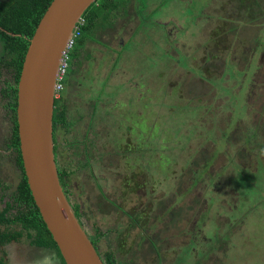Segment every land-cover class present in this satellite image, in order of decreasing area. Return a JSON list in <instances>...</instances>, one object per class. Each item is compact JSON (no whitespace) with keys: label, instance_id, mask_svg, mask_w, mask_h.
Masks as SVG:
<instances>
[{"label":"flooded vegetation","instance_id":"1","mask_svg":"<svg viewBox=\"0 0 264 264\" xmlns=\"http://www.w3.org/2000/svg\"><path fill=\"white\" fill-rule=\"evenodd\" d=\"M13 2L16 0H0V18L3 16L7 19V10L11 9ZM233 2L235 6L231 7V13L226 14V18L221 19L218 24L215 21L210 26L209 40L198 52L191 50L187 41L180 40L178 42V46L184 47L182 49L187 52L184 61L187 62L185 60L187 57L197 64L195 67L190 64L193 69H190L189 66L187 68L182 66L181 72L176 78L179 79L176 83H179L182 97L192 98L193 101L204 103V105L211 104V110L217 114V117L220 114L218 107L229 101L231 96V92L230 94L225 93L223 102L222 94L219 93L214 82L221 76H223V81L219 86L228 85L237 92L242 87L247 91L246 98L250 112L253 102L257 106L260 104V108L264 105V0H233ZM114 18L116 17L113 16L111 24L107 26L108 30L114 28V22L116 23L118 20L116 18L113 21ZM100 30H98L95 40L102 39L104 41L103 38H97ZM123 37L122 35L119 37L118 48L123 43ZM105 38L110 45L111 35L107 34ZM95 40L90 41L86 46L85 50L89 51L83 50L81 54L83 58H85L84 52L87 56L94 52L96 55L93 58L102 56L100 47L93 46ZM8 52L0 39V122H3L4 127L0 129V143L7 140L4 148L0 149L1 155L5 157L3 163H0V171L4 177L0 176V264H65V259L61 257L56 248L33 243L29 229L18 218L24 204L20 205V202L16 200V193H18L19 183L24 179L26 170L21 145L18 147L13 144L16 126L13 98L16 96L15 90L19 83L17 82L15 64ZM112 52L108 49V57L111 60L108 61L110 69L114 60ZM178 53L173 56V69L179 67V60L174 58L175 55L178 56ZM230 65L242 72L240 78L226 72ZM71 68L75 69L74 65ZM76 74L68 71L65 88L60 97L61 109L65 111V118L70 122H59L56 127L54 125L57 165L64 191L89 236L92 235L97 239L94 244L105 262V252L109 245H116L119 238H128L127 234L129 233H138L137 240L129 247L126 246L130 242L128 244L120 243L123 247L122 252L113 246V250L117 254L115 256L117 263L162 264L167 257L162 253L164 250L162 244L168 245L173 238L176 239V233L172 232V229L175 228L173 227L175 219L168 220L167 223H170L168 229L171 230V233L169 238L162 237V239L158 235L159 224L147 223V206L149 205L151 213L155 203L158 202L153 191L159 183L162 189L163 182L166 183L165 186H168L167 180L172 178V174L170 178L162 180L157 172L148 170L147 158L150 156L157 160L158 155V160L164 161L170 171L171 168H176V160H172L174 159L172 151L176 152V149L171 148L163 155L158 154V151L162 150H158L157 147L147 151V134L142 128L144 127L143 120L140 119L138 122L133 119L132 122L124 123L121 131L118 127L115 131L113 115L107 113L108 116H112L111 120L107 121L102 111H98L97 105L95 107L91 105L88 101L90 93L87 94L88 89H84L82 83L77 82L74 77ZM241 81L243 82L242 86ZM172 85L170 84V87ZM100 105L103 106V110L104 106L106 109L109 107L108 102H103ZM109 111L112 109L110 108ZM260 111L258 108V114ZM224 121H226L224 124L221 125V122L219 124L221 130L229 121V114L224 117ZM251 127L252 130L246 131L245 135L243 134L244 136L240 138L245 137L244 140L247 143L251 139L258 141L261 137L258 136L259 134L264 139V131H258L256 125L253 126V121H251ZM221 130L213 131L212 136L218 137ZM232 137L238 139L230 131L228 138ZM243 138L238 141L240 142ZM215 140L219 142V139ZM234 144L237 145V141ZM239 145L241 146V144ZM209 146L205 142L198 147V151L208 150L211 156L210 148L213 146L210 148ZM260 147L264 153V144ZM249 153L251 151L247 150V146H243L240 151L233 154L248 155ZM221 155H225L227 158L231 157L226 152ZM249 157L252 156L245 158L242 156L237 159L242 161ZM212 165L214 166V164ZM5 168L10 172L5 171ZM175 181L172 178L169 184ZM218 181H214V183H219ZM150 186L153 188H150L149 192L151 193H148ZM190 212L188 208L186 218ZM173 213L174 211L171 212V214ZM161 214L162 212L157 217L163 220L165 216L161 217ZM169 217L177 218L178 214ZM185 222L186 220L183 223ZM103 225H107V227L104 228ZM196 232L197 229L194 230L192 226L184 232L185 235L183 233L184 237L189 238L187 244L195 241ZM174 243V250L185 245L176 240ZM23 244L37 250V254H31L28 249L20 256L18 247ZM124 248L127 249L126 252H123ZM132 249H135L137 253L135 251L127 257ZM47 253L51 259H47Z\"/></svg>","mask_w":264,"mask_h":264},{"label":"rangeland","instance_id":"2","mask_svg":"<svg viewBox=\"0 0 264 264\" xmlns=\"http://www.w3.org/2000/svg\"><path fill=\"white\" fill-rule=\"evenodd\" d=\"M212 2H214L213 5ZM223 2V0H134V10L136 9L135 13L139 15L137 21L134 19V23L135 26H138L140 23V29L142 27H149L148 24H154L161 19H163L165 24L169 21L167 18L171 15L176 16L177 23L184 26L183 29L182 26H174L176 33L172 39L171 36L167 35L170 27L166 25L161 27L160 25V28H162L161 39L162 43H164L162 47H157L158 51L162 50L160 55H157V57L149 55L147 58L143 56L142 52H139L137 49V32L133 36L134 38L127 40L125 47L121 46L118 48L119 43L117 45L114 41L109 45L105 36L107 34L112 35L113 32L107 28L105 30L100 28L101 30L97 38H103L104 41L102 39L95 40L93 46L98 45L100 47L102 56L93 58L96 55L94 52L87 56L85 52L89 50L86 49L84 52L85 58L82 56L74 58L73 65L76 70L75 73H77L74 77L77 82L82 83L84 89H88L89 92L87 94L90 93L88 101H90L92 106L95 107L97 105L98 111L101 112L103 106L100 104L110 102V107L113 110L110 111V115H113V122L114 124L119 122V126L121 127L124 123L132 122L133 119L136 122L139 119L143 120L144 127L142 128L145 129L147 134V151L157 147L158 150H162L158 151V154L161 153L163 155L171 148L176 149V152L172 151L174 153V159L172 160H176V168H171V172L164 161L158 160V155L157 160L150 156L147 158L148 170L157 172L162 180L170 178L171 174L172 178L176 180L171 184L169 183L172 178L167 180L168 186H165L166 183L163 182V189L159 186L160 183H157L158 185L153 194L158 202L155 203L151 213L149 205L147 206V223L159 224L158 235L161 238H169L171 230L168 229L170 223L167 222L171 218L175 219L173 223V227L175 228L172 229V232L176 233V239L173 238L168 245L162 244L164 249L162 253L167 256L162 264H190V261L193 260L191 254L179 258L180 251L173 249L175 245L174 241L176 240L180 244H187L189 238L184 237L186 234L184 232L192 226L194 230L197 229L200 222H207L206 224L204 223L205 230L208 232L206 241H216L217 234H219L220 236H224L226 240L228 239V235L229 240L231 239L230 242L236 244L237 249H231L230 256L232 261H228L227 264H264V153H262L260 147L264 144V139L262 135L258 134V136H261L258 141L251 139L247 143L244 140L245 137H242L241 143L238 141L242 139L240 137L244 136L246 131L252 130L251 121H253V126L256 125L258 131H264V105L260 108V104L257 106L253 102L250 112L246 98L247 91L242 87L237 92L231 86H219L223 81V76H221L214 82L217 85L219 93L222 94L223 102L225 93L230 94L231 92V96L228 99L229 101L225 102L227 104L223 103L218 107L220 116L218 115L217 117V114L211 110V104L204 105V103L193 101L192 98L186 99L185 96L182 97V92L179 91V83H176L179 81L176 78L181 72L182 66L186 68L189 66L190 69H193L192 66L195 67L197 65L187 57L185 59L187 62L184 61V56L187 52L178 46V42L180 40L187 41L189 48L194 52L202 49L209 40L208 36L200 35L201 29L204 28L202 24L213 25L215 21L219 20L217 16L224 9ZM114 24L116 25L115 22ZM130 24L131 22L129 21L127 26L130 27ZM118 30L116 28V31ZM165 45H174L175 49L179 52L178 56L176 54L174 57L176 60H179V67L177 69H173V63L170 58L171 54H168L170 51L165 52L163 50V48L165 49ZM113 47L115 50H112ZM108 49L113 51V69L118 66L116 64L123 61V58L126 60V57L137 60L134 69L131 70L128 59L125 68H123V71H127L128 74H114L111 79ZM122 50H124L123 54H121ZM154 59H156L157 68L152 66ZM133 72L138 73L134 78L137 84L136 87H133V81L129 78ZM226 72L232 73L238 78L242 76V72L236 70L233 65H230L226 69ZM157 78L158 82L156 83L155 80ZM151 80L153 81L151 82ZM170 84L173 85L170 87ZM242 85L243 82L241 81ZM140 88L144 89L146 102L142 99L140 103H137L136 93ZM122 100H125L123 102L124 105L121 108L116 107L115 103ZM258 108L261 110L260 114H258ZM104 109L107 111L105 106ZM227 114H229V121L225 125V128L221 130L219 124L221 122L222 125L226 122L224 121V117ZM109 117L111 118L112 116L105 118ZM2 128H4L3 122H0V129ZM217 130H221V132L218 137L214 138L212 133ZM230 131L238 139L233 137L231 139L228 138ZM215 139H219V142ZM235 141H237V145L234 144ZM205 142L206 145H210L209 148L213 146V148H210L211 156L208 150L198 151V147L202 146ZM6 144L7 140L0 143V149L2 150ZM243 146H247V150L251 151L252 154H233L236 151H240ZM1 152L0 163L2 164L5 157L1 155ZM225 152L231 155L233 159L221 155ZM242 156L243 158L247 156L252 157L239 161L237 158H241ZM158 162L160 164H157ZM243 163L247 164L244 165ZM222 164L223 167H221ZM4 170L10 172L7 168ZM0 176L4 178L2 171H0ZM196 179H198L197 182ZM217 180H219V184L214 183ZM150 188L153 187H149L148 193H151L149 192ZM237 200V205L239 204L241 207L245 206L242 208V212L239 211L241 213L237 214L235 212L232 214L233 210L228 212L226 208L230 206V202L233 201L234 203ZM233 207L237 208L236 205H233ZM188 208L191 212L188 218H186ZM248 210L252 211L246 218L242 219L241 217ZM172 211H174L173 214H171ZM160 212H162L161 217L165 216L163 220L157 217L158 215L160 216ZM176 213H178L177 218L169 217L170 215L175 216ZM228 216L229 221H227ZM236 216L237 219H242L240 221L241 226L234 225L230 228L229 224L237 221L235 220ZM185 220L186 222L183 223ZM103 226L104 228L107 227V225ZM241 227L243 232L237 230V228ZM236 231L237 233H235ZM127 237L129 239L125 237L117 239V244H113L112 247L114 246L122 252L123 247H121L120 243L124 242L128 244L130 242L126 246L129 247L131 243L137 240L138 233H129ZM199 240V238H195L196 243ZM184 247L186 248V245L183 246L182 250L187 253L188 249L184 250ZM28 249L31 254H37V250L23 244L18 247L20 256ZM126 251L127 249L125 250L124 248L123 252ZM135 251V249H132L127 257ZM221 253L222 251L219 252V255ZM47 255V259H51L49 253ZM213 258L215 257L212 255V258H207L205 261L204 257H201L204 263L201 262L200 264H219L214 263Z\"/></svg>","mask_w":264,"mask_h":264},{"label":"water","instance_id":"3","mask_svg":"<svg viewBox=\"0 0 264 264\" xmlns=\"http://www.w3.org/2000/svg\"><path fill=\"white\" fill-rule=\"evenodd\" d=\"M99 0H52L30 40L18 84V125L34 199L66 264H106L62 186L54 140L55 84L76 23Z\"/></svg>","mask_w":264,"mask_h":264},{"label":"trees","instance_id":"4","mask_svg":"<svg viewBox=\"0 0 264 264\" xmlns=\"http://www.w3.org/2000/svg\"><path fill=\"white\" fill-rule=\"evenodd\" d=\"M51 1L52 0H16V2H13L11 4L12 5L10 7L11 9L7 10L8 13L7 19L4 18L3 16L0 18L1 20L0 39L5 44V48H7V51H9L8 52L9 57L13 60L15 64L17 70L16 72H17L18 83L20 80L23 62L25 59V55L30 40L35 32V29L39 21L41 20L43 14L45 13ZM121 4L122 3L120 0H101L99 3H93L85 11L84 16L86 17V24L82 27L81 36L77 39L76 44L74 45L71 51V61H70L69 71L75 73L76 70L74 68H71L74 64V58L80 57L83 50H85L86 46L88 45V43L96 39V34L98 33V30L100 28H103V30H105L107 26L111 24L113 13L116 9L121 7ZM15 91L17 93L15 98H13V109L15 112L16 126H15V141L13 142V144H16L18 147H20L21 141L19 135L18 119H17L18 87L16 88ZM60 101H61L60 98H56V105L54 112L55 127L59 122H63V121L66 123L70 122L68 119L65 118L64 115L65 111L61 109ZM71 123L73 122L71 121ZM56 150L57 147L55 146V152ZM56 161H57V157H56ZM21 163H23L22 160ZM198 179H196V182L198 181ZM16 200L20 202V205L24 204V208L20 209L18 218L21 220L22 224L25 225L27 229H29L30 231L29 235L33 239V243L39 245H47L56 248L59 254L61 255V257L64 259L61 250L58 246V243L55 241L51 231L49 230L46 222L42 217L40 209L34 199L26 174L24 176V179L19 183V190L18 193H16ZM238 200L234 203L233 201L230 202V206L226 208L228 212L229 211L231 212L232 210H233L232 214H234V212L235 214L242 212V208H244L245 206L241 207L239 204L237 205ZM233 205H236L237 208L233 207ZM231 206L233 207V209ZM251 211L252 210H248L247 212H245L241 218L242 219L246 218V216ZM227 219H228L227 221H229V216L227 217ZM235 220H237L235 223L229 224L230 228H232L234 225L241 226L240 225L241 220L237 219V216ZM204 223L205 222H200L197 228V232L195 233V238L197 237L200 239L198 243L194 241L192 242L193 244L191 245L185 244L186 248L184 247V250L188 249L187 253H185L182 250L183 246H180L178 247V249H176L180 251L179 258H182L184 255L191 254L193 260L190 261V264H200L201 262H203L201 257H204L206 261L207 258H212V255L215 257L213 258L214 263L216 262L219 264H227L228 261H232L230 256L231 249L233 248L237 249L236 244L230 242L231 239L229 240L228 235H227L228 239L226 240L224 236H220L219 234H217L216 241H212V242L206 241L208 232H206L204 225L207 222L205 224ZM237 230L243 232L242 227L237 228ZM235 233H237V231ZM90 238L92 239L93 243H96L97 239H95L92 235H90ZM220 251H222V253L219 255ZM116 255L117 254L113 250V247L109 245L105 252V258H106L105 263L118 264L116 261L117 259L115 258ZM64 262L66 264L65 260Z\"/></svg>","mask_w":264,"mask_h":264},{"label":"crops","instance_id":"5","mask_svg":"<svg viewBox=\"0 0 264 264\" xmlns=\"http://www.w3.org/2000/svg\"><path fill=\"white\" fill-rule=\"evenodd\" d=\"M120 1L122 3L121 7L116 9L113 13V16L118 18V20H116V25L114 26V28L110 29V31L113 32L112 35L110 34L111 35L110 39L112 42L114 41L118 45V43L120 41L119 37L121 35L124 36L123 37V43L121 46L125 47L127 40H131V38H134L133 36L137 32L136 33L137 34V38H136L137 39V49L139 52H142L143 56H145L146 58L149 55H153V56L157 57V55H160V52L162 51L161 49L159 51L157 50V47H162V45H164V43H162V39H161L162 38L161 37L162 28H160V25H161V27L164 25L170 27L169 31L167 32V35L171 36L172 39H173L174 34L176 33V29L174 28V26L175 27L176 26H180V27L182 26V29L184 28L183 25L177 23L176 16L171 15L169 18H167V20H169V21H167L165 24H164L163 19H161L154 24L153 23L148 24L149 27H144V28L142 27L140 29L141 26L139 27V25H141V24L139 23L138 26H135V23H134V19L137 21V19L139 18V15L135 13L136 9L134 10V8H135L134 0H120ZM223 1H224L223 2L224 9L220 13V15L217 16L219 18V20L217 21V24L220 21V19L226 18V14L231 13V7L235 6L233 0H223ZM213 3L214 2H212V5H213ZM116 18H114L113 21H115ZM129 21L131 22L130 27L127 26ZM173 23H174V25H172ZM202 26L204 28L201 29L202 31H200L201 32L200 35H203V36L206 35V37L208 36V38H209V34L211 33L210 32V26L211 25L202 24ZM116 28H118L119 30L116 31ZM138 31H140V32H138ZM179 47L184 48L180 45H179ZM116 49H118V48H116ZM163 50L165 52H168V50L170 51L168 54H171L170 58H171V62L173 63V56H174V54L178 53V51L175 49L174 45H165V49L163 48ZM123 52H124V50L121 51V54H123ZM128 59H129L131 70L134 69L135 65L137 64V60L134 58H130V57H126V60H125V58H123L122 62L116 64L118 66H116L114 69H113V66L111 67V71L109 72V73H111V79L114 76V74H118V73H124L126 75L128 74L127 71L126 72L123 71V68H125V64L128 61ZM161 64H162V62H161ZM146 65H147V63H146ZM152 66H154V68H157L156 59L153 60ZM146 68H148V66H146ZM154 68L152 67V69H154ZM127 70H128V68H127ZM137 74H138L137 72H133V73H131V76H129V78L133 81V87L137 86L136 82L134 81V78ZM141 75L142 74L140 72V76ZM152 81L153 80H151V82ZM155 82L156 83L158 82V78H157V80H155ZM136 95H137L136 99L138 100L137 103H140L142 99L144 100V102H146L145 101L146 96L144 95V89L143 88H140L138 90V92L136 93ZM124 101L125 100H122L121 102H116L115 103L116 107L121 108L122 105H124L123 104ZM108 104H109V107L107 108V111L105 109L102 110V113L105 117H108L107 113H110L109 109L112 108V107H110V102H108ZM109 118H106L105 120L110 121L111 118H110V120H109ZM112 121H113V117H112ZM114 125L116 126L114 128L115 131H116L117 127H118L119 131H121V126H119V122H117Z\"/></svg>","mask_w":264,"mask_h":264},{"label":"built area","instance_id":"6","mask_svg":"<svg viewBox=\"0 0 264 264\" xmlns=\"http://www.w3.org/2000/svg\"><path fill=\"white\" fill-rule=\"evenodd\" d=\"M101 0H99L100 2ZM86 24L84 14L79 18L74 28L72 36L69 38L59 62V68L56 76L55 97L60 98L65 88V79L70 68V53L76 44L77 39L81 36L82 27Z\"/></svg>","mask_w":264,"mask_h":264}]
</instances>
